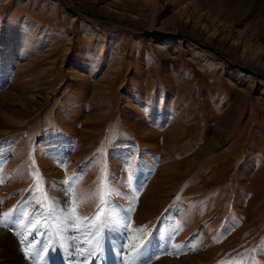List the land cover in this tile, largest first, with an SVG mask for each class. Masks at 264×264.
Listing matches in <instances>:
<instances>
[{
  "label": "rangeland",
  "instance_id": "374dc122",
  "mask_svg": "<svg viewBox=\"0 0 264 264\" xmlns=\"http://www.w3.org/2000/svg\"><path fill=\"white\" fill-rule=\"evenodd\" d=\"M260 2L0 0V219L27 252L56 231L110 264L107 232L152 240L142 264H264Z\"/></svg>",
  "mask_w": 264,
  "mask_h": 264
},
{
  "label": "bare ground",
  "instance_id": "6f19581e",
  "mask_svg": "<svg viewBox=\"0 0 264 264\" xmlns=\"http://www.w3.org/2000/svg\"><path fill=\"white\" fill-rule=\"evenodd\" d=\"M258 1L262 2L264 0H250L249 9H248L250 11V13H252L254 11L255 8L253 9V7L255 6V3H257ZM118 25H120V24H118ZM209 42L212 45H214L215 47H217V42H215V44H213L214 43L213 41H209ZM217 48L220 49V50H223V51H224V49H227V48H224L223 46H219ZM90 120H88V122ZM95 120H96V118H95ZM60 192H62L63 195L61 197L54 198L52 200V202H53V204H56V206L59 209L65 210L64 209L65 208V203L67 201H65V197L64 196H66V195L64 194L63 190H60ZM33 225H31L29 227L30 230H34V229L37 228V227L33 228ZM57 225H58L59 229H64V228L65 229H69L67 224L57 223ZM55 232H53V234H51V238L55 239V241L52 244L53 247L51 249H49V250H46V249H43V248H39L38 249L37 247H39V246H37L36 250L31 251V252H29V251L27 252L24 249V246H23L22 242H20V239H18V237H16L14 232H12L9 229H5L2 226L1 219H0V264H32V262L40 254L44 255V254H49V253H52L53 255H56L58 264H98L94 260L93 257L89 256V252L90 251H88L87 248L86 249L84 248L83 250L81 249V247H80L81 243H82L81 241L80 242L78 240L73 241L72 239H69V237L65 233H63V238L59 237ZM118 232L119 233L121 232L120 229H118ZM106 233H104L105 234L104 237L107 236L108 237L107 239L106 238H102L101 240L98 241V243L96 241V243L99 246L98 248L103 249V252L105 253L104 259L109 260L110 264H119L120 260H122L123 264H129V261L127 259L128 257H124V255H122L120 253V251L123 250V245L116 239V237L114 235H112V237L115 238V242H112L111 241L112 238L109 235H107ZM134 236H137V235L135 234ZM92 241L88 242V243H92ZM152 243H154V242H152V240H149L146 243H145V241H143L142 242V246H141L143 249L138 254L134 253L133 250L134 249H139L141 247H139V248H130L129 249V252H130L129 255H135L136 256L135 264H142L141 258L145 257L144 253H146L147 251H151L152 250L151 246L154 245ZM83 244H85L87 246L86 240L83 242ZM90 246H93V245L90 244ZM182 259H183V257L180 260L179 259H168V260L165 261L164 264L178 263ZM189 260L191 261L192 258H189ZM183 261L186 262L187 259L184 258ZM159 264H162V263H159Z\"/></svg>",
  "mask_w": 264,
  "mask_h": 264
},
{
  "label": "snow or ice",
  "instance_id": "6c2138e0",
  "mask_svg": "<svg viewBox=\"0 0 264 264\" xmlns=\"http://www.w3.org/2000/svg\"><path fill=\"white\" fill-rule=\"evenodd\" d=\"M75 214H76V209L72 208L71 209V213H70V215L68 217L69 221H71L75 217ZM76 220H77V222L76 223H72L70 226L78 230V229H80L81 224L79 223V219L78 218H76ZM107 222H108L107 219L102 220L101 216L97 215L96 222L93 223L91 226L97 228V230H100V228L103 227V225L106 224ZM38 226H39L38 224H34L33 228H36ZM142 249H143L142 247L139 248V249H134L133 252L138 254ZM127 259L129 261V264H135L136 256L135 255H129Z\"/></svg>",
  "mask_w": 264,
  "mask_h": 264
}]
</instances>
